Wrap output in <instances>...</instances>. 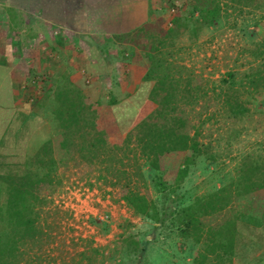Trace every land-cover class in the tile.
Here are the masks:
<instances>
[{
    "label": "rangeland",
    "instance_id": "374dc122",
    "mask_svg": "<svg viewBox=\"0 0 264 264\" xmlns=\"http://www.w3.org/2000/svg\"><path fill=\"white\" fill-rule=\"evenodd\" d=\"M221 3L222 18L219 22L204 26L198 35H194L191 31L193 22L185 20L189 26L180 27L179 37L173 46L167 48L169 53L166 52V57L180 66L179 69L185 66L183 74H194L193 83L199 103L191 114L200 126V140L210 146L209 153L191 168L179 189L184 202L234 179L245 154L264 156V90L250 87L247 79L248 73L264 64V0H221ZM154 4L158 6L153 19L163 18L165 30L176 27L174 19L179 15L189 16V0H154ZM18 20L22 36L27 37L28 31L33 29L30 33L35 32L39 38L46 37L44 41L52 38L49 36L52 29L49 22L24 17ZM72 38L76 39L75 35ZM81 39L79 45L83 48H76L71 40L68 41L73 49L64 52L65 69L62 68L60 74L56 72L51 76L53 70L50 72L44 68V60L47 65H52L51 68L56 66L54 57L44 58L46 52H35L41 55V67L39 63L30 64L27 83L23 85L27 90L29 114L20 118L18 130L14 124L15 130L9 132L12 141L1 149L3 154L11 155L9 160H15L12 156L17 152L21 153L18 158L22 159L29 144L43 142L55 134L56 118L63 103L62 87L71 74L80 73L81 80L85 79L84 86L91 85L87 88L94 95H90L92 103L86 107L85 114L95 124L98 136L111 146H118L129 129L155 107L148 100L153 82L143 78L135 81L133 67L128 61L133 54H146L147 40L142 39L139 46L122 38L116 40L104 36L93 39L85 34ZM100 40L107 44L104 46L108 49L107 66L116 79L121 76L120 81L113 80L111 84L105 77L97 78L94 75L96 70L87 64L85 58L89 50L86 44L91 41L100 43ZM118 60L125 61L127 65L116 66ZM229 73L235 74L234 86L226 81ZM115 86H119L120 99L114 93ZM238 99L248 110L237 117L227 109L229 102L234 103ZM183 155L168 157L166 178L176 173ZM73 158L78 156H65L67 163L54 170L57 187L52 193L49 191L52 202L40 213V221L47 230L46 244L42 250L38 245L29 253L35 264H116L128 260L132 264H195V251L188 250L177 232L166 226L155 227L154 223L133 215L116 195L122 187L105 183L107 173L102 165L83 162L77 166ZM144 171L148 185L139 183L141 191L155 198L161 210L167 209L170 203L167 197L171 193H156L150 183L153 172L148 166H144ZM101 176L104 177L100 179ZM131 234L132 239L127 238ZM244 254L243 258L249 264H264V243L260 249ZM261 257L263 261L259 263Z\"/></svg>",
    "mask_w": 264,
    "mask_h": 264
},
{
    "label": "trees",
    "instance_id": "16d2710c",
    "mask_svg": "<svg viewBox=\"0 0 264 264\" xmlns=\"http://www.w3.org/2000/svg\"><path fill=\"white\" fill-rule=\"evenodd\" d=\"M12 1L21 10L39 12L58 24L74 23L75 19L63 16L73 17L81 7L91 6L86 0L82 3H67L64 0ZM9 11L18 13L20 10L17 12L14 7ZM188 12L186 18L179 15L174 19L176 27L173 29L165 30L162 27L163 18L158 16L156 21L151 17L133 32L115 37L116 40H130L139 46L142 39L147 40L146 54L139 55L148 61L143 80L153 82L148 100L155 105L150 113L129 129L118 146L103 141L95 131V124L86 117V107L94 95L87 88L91 85L84 86L85 79L74 82L69 78L62 87L63 103L56 118L55 134L43 142L29 144L22 159L18 158L20 152L13 154L15 160H9L11 155L0 152V264H35L29 253L38 245L42 250L46 244L47 230L40 221V213L44 206L51 204V191L57 187L54 170L58 165L67 163L65 156L75 154L78 158L73 159L77 166L86 162L105 168V183L122 187L116 195L134 216L154 223L155 227L166 226L177 232L188 250L195 251V264H249L243 258L244 253L262 247L263 155L245 154L234 179L192 201L184 202V195L179 192L191 168L209 153L210 146L200 140V126L191 114L199 103L193 83L194 74H183L185 66L179 69L180 66L166 57V52L179 37L180 27L189 26L185 20L193 22L191 31L194 35H198L204 26L219 22L222 3L221 0H189ZM48 15L58 17L50 18ZM19 24L17 19V27ZM101 51L108 54L106 49ZM135 55L138 54L132 57ZM102 58L109 61L107 56ZM96 60L104 64L101 57ZM95 70L106 71V67L103 65V68ZM247 75L250 87L264 90V64ZM234 76L229 73L226 80L232 86L236 85ZM97 102L101 103L99 99ZM227 110L238 117L248 108L238 99L234 103L229 102ZM179 153H184L180 166L173 177L166 178L168 157ZM144 166L153 172L150 183L155 192L171 193L167 197L170 201L167 209L161 210L155 198L141 191L139 183L148 185ZM127 238L132 239V234ZM258 261L261 263L263 258ZM132 263L128 260L116 264Z\"/></svg>",
    "mask_w": 264,
    "mask_h": 264
},
{
    "label": "crops",
    "instance_id": "0c3cea01",
    "mask_svg": "<svg viewBox=\"0 0 264 264\" xmlns=\"http://www.w3.org/2000/svg\"><path fill=\"white\" fill-rule=\"evenodd\" d=\"M64 1L67 3L83 2V0ZM86 1L91 3L90 7H81L77 13H74L73 17L70 15L63 16L66 19H75L74 23L68 22L66 24H58L39 12L21 10L12 0H0V152H2L1 149L4 145L12 141L9 139V132L13 129L14 124L15 128H17L16 130H18L20 127L19 121L21 122L20 118L24 114H29V107L27 106L28 102H26L25 94L27 90L23 88V85L27 83L26 78L30 70V64L34 65L39 63V67H41V55L39 53L36 55L35 52H46V54H43L44 58L46 56L54 57L53 59L57 62L55 65L59 66V70H56V66L51 68L52 65H47L46 60H44V68L49 69L50 72L53 70L52 72H54V74H50L51 76L56 75V72L60 74L62 68L65 69V60L62 59L65 57L64 52L67 53L69 48L73 49L71 45L68 44L69 40L76 45V48H83V46L80 47L79 42L85 34H87V37L100 39L104 36L115 38L117 35L132 32L153 17L158 6L154 4V0ZM14 7L17 9V12L18 10L20 11L18 13L10 12L9 8ZM23 17L29 20L31 18H39L49 22V26L52 28L51 31L49 30L51 34H45H48L52 38L44 41L46 37L39 38L34 34L35 32L30 33V31H34L33 29L30 31L27 30V37L22 36V34L19 33L20 28L16 25V20ZM48 17L57 18L58 16L48 15ZM26 23L29 27H33L30 26L28 22ZM39 34L42 33L39 32ZM74 35L76 39L72 38ZM103 40H100V43L91 41L86 44L89 55L87 54L85 59L88 62L87 64L94 69L103 68V65H105L106 71H95L94 74L96 76L100 73L97 75V78L105 77V80H107V82L110 81L112 84L113 80L120 81L121 76L116 79V77L112 75V70L107 66L108 61H106V64H101L100 61L96 60L99 56L105 63V59L102 57L107 56L109 58L108 54H104L101 51L106 49L104 46L107 45L103 44ZM128 61L131 64L130 66L133 67L134 80H142L147 70L145 59L141 55H135L131 59L129 58ZM23 62L24 64H22ZM118 64L127 65L125 61L122 60H118L116 66H118ZM84 68L89 71V68L87 69L86 66H84ZM81 78L82 75L80 73L71 74L70 76V80L74 82H79ZM124 83L126 84L127 82L124 81ZM114 93L119 99L122 98L119 86L114 87Z\"/></svg>",
    "mask_w": 264,
    "mask_h": 264
},
{
    "label": "built area",
    "instance_id": "2783aa9c",
    "mask_svg": "<svg viewBox=\"0 0 264 264\" xmlns=\"http://www.w3.org/2000/svg\"><path fill=\"white\" fill-rule=\"evenodd\" d=\"M173 12L175 11V9L172 10ZM170 24H172V22H169Z\"/></svg>",
    "mask_w": 264,
    "mask_h": 264
}]
</instances>
